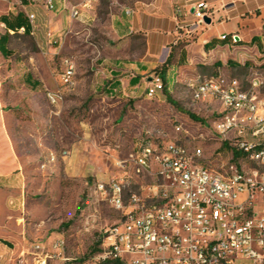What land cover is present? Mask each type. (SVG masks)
I'll return each mask as SVG.
<instances>
[{
    "label": "rangeland",
    "instance_id": "rangeland-1",
    "mask_svg": "<svg viewBox=\"0 0 264 264\" xmlns=\"http://www.w3.org/2000/svg\"><path fill=\"white\" fill-rule=\"evenodd\" d=\"M67 1L82 7L84 0ZM136 1L94 0L87 12L90 20L63 23L52 38L49 33L58 19L52 23L47 0H0V16H26L23 6L36 15L34 35L10 34L11 52L0 51V160L12 159L17 165L21 179L15 184L23 193L19 207L9 203L17 197L7 200L14 211L5 234L9 249L5 254L0 250V257L9 260L0 264H35V242L50 255L47 264H93L106 229L121 217L93 194L94 184L126 175V201L152 184L147 172L137 173L128 162L116 165L147 137L200 148L198 161L221 173L231 164L238 169L255 165L242 154L235 158L236 150L217 132L219 104L195 101L186 82L154 96L109 92L111 80L103 73L110 69L105 58L112 44L106 31L112 17ZM5 32L0 19V35ZM134 40L142 47L140 35ZM65 59L74 65L68 88L61 82ZM153 71L140 76V83ZM260 72L264 75V69ZM247 75V70L235 69L234 76L244 83ZM58 89H64L63 99L52 104L47 92Z\"/></svg>",
    "mask_w": 264,
    "mask_h": 264
},
{
    "label": "built area",
    "instance_id": "built-area-1",
    "mask_svg": "<svg viewBox=\"0 0 264 264\" xmlns=\"http://www.w3.org/2000/svg\"><path fill=\"white\" fill-rule=\"evenodd\" d=\"M94 0H84L90 6ZM53 8V0H47ZM25 9L34 35L35 13ZM209 6L199 1L193 12L197 26L206 23ZM73 17L79 9H71ZM264 35V18L260 24ZM9 34H26V27L7 29ZM50 36V33H49ZM223 38L225 35L222 36ZM62 86L73 85L74 65L65 59ZM195 101L217 102L220 117L216 130L254 166L246 169L231 164L226 173L198 161L201 149L176 142L143 139L126 162L137 173L154 178L141 193L125 200L126 175L97 180L93 194L121 212L106 229L93 264H264V75L253 71L246 83L219 73L188 83ZM158 74L148 81L146 94L161 92ZM64 89L49 90L52 104L63 99ZM179 129V127H178ZM35 264H47L50 255L41 242L32 244Z\"/></svg>",
    "mask_w": 264,
    "mask_h": 264
},
{
    "label": "crops",
    "instance_id": "crops-1",
    "mask_svg": "<svg viewBox=\"0 0 264 264\" xmlns=\"http://www.w3.org/2000/svg\"><path fill=\"white\" fill-rule=\"evenodd\" d=\"M205 1L209 8V23L194 25L195 5ZM50 9L52 23L50 36L59 33V27L70 20H90L88 6L77 7L80 16L73 17L71 3L53 0ZM264 18V0H137L133 7L121 9L109 22L107 35L111 47L105 63L110 68L103 73L110 82V93L137 96L146 92L148 81L140 83V76L150 70L153 75L172 54V61L165 70V90L172 92L178 84L197 81L219 73L234 76L235 69L253 71L264 69V35L260 24ZM142 38V47L135 43V35ZM225 35L223 38L222 36ZM56 42L55 39H52ZM104 64V63H103ZM101 65V64H100ZM104 70L103 67L100 68ZM129 71L130 75L126 72ZM125 73V75H123ZM143 79V77H141ZM159 93V92H158ZM157 93V94H158ZM0 160V250L8 252L5 238L8 218L14 210L10 204L20 206L23 193L20 186L21 172L12 159ZM1 256V255H0ZM9 260L0 257V262Z\"/></svg>",
    "mask_w": 264,
    "mask_h": 264
},
{
    "label": "trees",
    "instance_id": "trees-1",
    "mask_svg": "<svg viewBox=\"0 0 264 264\" xmlns=\"http://www.w3.org/2000/svg\"><path fill=\"white\" fill-rule=\"evenodd\" d=\"M26 1V0H22ZM1 21L6 25L7 29H17L22 26L26 27V34H29L30 30V24L28 22V19L22 12H18L15 15H1L0 16ZM10 34L9 32H5L4 34L0 35V51L3 55L9 54L11 51L8 49L7 44L9 40ZM172 61V54L168 57L166 62L160 67L156 68L155 70L158 72V75L161 77L163 83H164V88L165 89V84H166V77H165V70L168 65H170ZM191 117L195 118L194 115L191 114ZM240 152L239 151H234V157L237 158L239 156Z\"/></svg>",
    "mask_w": 264,
    "mask_h": 264
},
{
    "label": "water",
    "instance_id": "water-1",
    "mask_svg": "<svg viewBox=\"0 0 264 264\" xmlns=\"http://www.w3.org/2000/svg\"><path fill=\"white\" fill-rule=\"evenodd\" d=\"M204 21H205L206 23H209V22H210V18H209L208 16H205V17H204Z\"/></svg>",
    "mask_w": 264,
    "mask_h": 264
}]
</instances>
